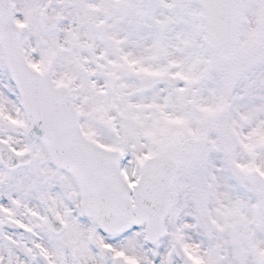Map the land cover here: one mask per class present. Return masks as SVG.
Instances as JSON below:
<instances>
[{
	"label": "snow or ice",
	"instance_id": "snow-or-ice-1",
	"mask_svg": "<svg viewBox=\"0 0 264 264\" xmlns=\"http://www.w3.org/2000/svg\"><path fill=\"white\" fill-rule=\"evenodd\" d=\"M0 264H264V0H0Z\"/></svg>",
	"mask_w": 264,
	"mask_h": 264
}]
</instances>
